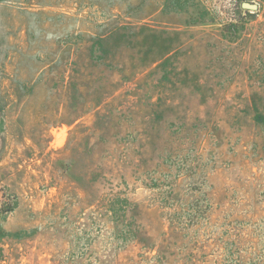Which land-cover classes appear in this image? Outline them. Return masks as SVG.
<instances>
[{"label": "rangeland", "instance_id": "rangeland-1", "mask_svg": "<svg viewBox=\"0 0 264 264\" xmlns=\"http://www.w3.org/2000/svg\"><path fill=\"white\" fill-rule=\"evenodd\" d=\"M0 264H264V0H0Z\"/></svg>", "mask_w": 264, "mask_h": 264}]
</instances>
